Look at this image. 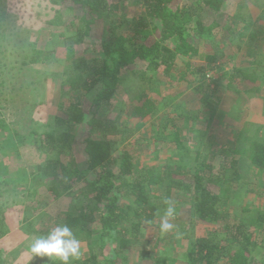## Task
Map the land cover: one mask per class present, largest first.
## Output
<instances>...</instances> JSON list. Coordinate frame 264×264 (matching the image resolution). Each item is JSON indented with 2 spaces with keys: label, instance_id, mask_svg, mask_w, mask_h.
Masks as SVG:
<instances>
[{
  "label": "trees",
  "instance_id": "1",
  "mask_svg": "<svg viewBox=\"0 0 264 264\" xmlns=\"http://www.w3.org/2000/svg\"><path fill=\"white\" fill-rule=\"evenodd\" d=\"M10 2L0 0L2 74L55 55L47 38L14 51ZM230 2L234 13L207 23ZM51 3L55 13L45 33L66 28L75 43L62 74L52 75L68 104L54 117L55 129L29 134L38 163L25 162L16 139L4 142L10 129L0 118V197L13 185L25 200L59 201L81 185L54 218L87 251L72 264H264V182L255 177L264 174V124L228 119L222 104L224 97L264 91V0ZM89 41L93 48L85 50ZM11 56L17 59L6 62ZM186 128L195 147L184 140ZM77 134H83L82 162L72 156ZM165 200L175 207L173 221L188 204V221L158 239L161 249L151 259L140 252L135 259L134 236L160 219ZM6 232L1 218L0 237Z\"/></svg>",
  "mask_w": 264,
  "mask_h": 264
},
{
  "label": "rangeland",
  "instance_id": "2",
  "mask_svg": "<svg viewBox=\"0 0 264 264\" xmlns=\"http://www.w3.org/2000/svg\"><path fill=\"white\" fill-rule=\"evenodd\" d=\"M51 1L52 0H11L9 4L11 14L14 16L12 22L15 23L11 31L16 35L15 38L12 39L14 51L24 52V49H28L27 46L29 43H36V41L40 47L41 43H45L44 38H47L48 43H50L48 45L49 50L54 49L55 51V53H53L55 54L54 58L49 59L44 64H36L32 67L29 66L28 68H24V70H20V65H16L11 74L7 72L8 70L6 73H0V118L4 119L7 127L10 129L5 132L3 136L1 135V137L5 139L4 142L9 143L12 139H16L18 147L27 164H31L35 161L38 163L42 160L37 152L38 147L36 143H34V140L30 137L32 133L52 128L55 129L57 124L53 121L54 117L61 112V107L63 105L65 107L68 104V96L61 94V81L53 78L52 75L60 76V74H62L64 69L63 65L66 64L64 62L67 49L74 46L75 43L72 38L65 35L68 31L66 28H64L63 31L53 32L49 35L45 33V26L49 23L52 16L54 17L55 13V5L52 4ZM181 1L184 2V0ZM234 12V5L232 6V2H230V4L228 3L227 7L223 9L221 14H211L212 16L209 17L207 23H210L215 17L220 19L227 18V15ZM251 12L256 15L258 9L252 7ZM16 18H18V21ZM48 30L49 29L46 28V31ZM55 36H58L57 40H55ZM97 39L99 41V38ZM93 41L97 42V40ZM84 46L85 50L93 48L90 41L84 44ZM22 47H24V49ZM75 47L77 50L78 46ZM7 49L11 50L9 48ZM10 59L11 60L6 62L9 63L17 58L16 56H11ZM58 61H60V64L56 63ZM3 64L6 63L4 62ZM186 95L187 93H185L183 97ZM193 95L189 94L188 99L190 101L193 100ZM261 95L264 96V91L252 92L249 97L254 98V96L260 97ZM237 104L243 107L242 103ZM182 107L183 105L180 106V109H182ZM240 110L239 107H233L231 115H238V111ZM256 124L259 126V122ZM201 126L202 124L196 127L200 128ZM143 131H147L145 133L146 136L150 134V128H146ZM185 134L184 140L186 142L189 141L190 145L195 147L197 143L193 142L194 140L192 139L194 134L190 133L188 128H186ZM82 135L77 134L76 144L72 152L73 158H76L78 162H82L86 159L84 147L81 146L82 142L80 141L83 138ZM19 138H21L22 142L20 143L22 144L19 143ZM149 141L150 138L147 137L143 144L144 148L149 147L147 145ZM4 160L10 165L14 164V162L8 158ZM151 162L155 164V161ZM213 162L214 168L217 169L221 166L219 157H216ZM255 173L256 172L253 171V174ZM255 177L259 182H264V174H258L255 175ZM12 186L13 185H11V187ZM11 187H8V193L0 197V207L3 208L1 210L3 216H0V219L5 218L7 231L5 235L0 237V264H57L59 260L54 258L51 260L48 258H35L30 252V244L35 238L46 236L57 226L54 221L56 214L61 208L71 205L72 201L75 200V195H77L76 191L81 189V185H76L74 191H70L73 196L63 198L59 201H53L48 199V196L40 195L33 198V200H25L22 194L15 193L16 190ZM183 202L185 203L186 201L184 200ZM181 207L180 214L176 217V220L171 221L174 224L172 231L178 228V223H185L189 219V205L182 204ZM60 224L62 225V221ZM159 224L160 219L151 223H146L141 227L140 234L134 236L135 240L138 242L132 247L131 256L133 255L135 259H138L137 256H139L140 252V255L149 257L150 253H156L161 249V246H155L158 239L164 234L160 231ZM131 234L133 235L132 231L129 230L128 235ZM169 234L170 233H167V235ZM182 246L186 245L182 242ZM140 248H142V252ZM143 251H145V253H143ZM81 252L83 253L82 255L87 253L83 247H81ZM150 257L152 258L151 255Z\"/></svg>",
  "mask_w": 264,
  "mask_h": 264
},
{
  "label": "clouds",
  "instance_id": "3",
  "mask_svg": "<svg viewBox=\"0 0 264 264\" xmlns=\"http://www.w3.org/2000/svg\"><path fill=\"white\" fill-rule=\"evenodd\" d=\"M164 203L167 206L160 216L159 229L167 233L174 228L171 221L175 218L176 210L171 201L165 200ZM30 252L35 258H54L60 264H72L81 255V242L67 225H59L46 236L35 238L30 244Z\"/></svg>",
  "mask_w": 264,
  "mask_h": 264
},
{
  "label": "crops",
  "instance_id": "4",
  "mask_svg": "<svg viewBox=\"0 0 264 264\" xmlns=\"http://www.w3.org/2000/svg\"><path fill=\"white\" fill-rule=\"evenodd\" d=\"M237 103H242L243 107H240ZM223 109L227 111L228 119H241L246 116L253 123L264 124V96L250 98L246 96H238L232 101L228 98H223L222 101ZM233 107H239L241 109L238 111V115H231V110Z\"/></svg>",
  "mask_w": 264,
  "mask_h": 264
}]
</instances>
